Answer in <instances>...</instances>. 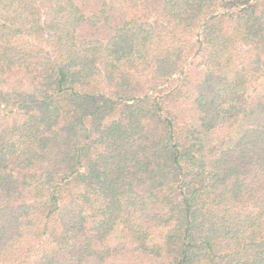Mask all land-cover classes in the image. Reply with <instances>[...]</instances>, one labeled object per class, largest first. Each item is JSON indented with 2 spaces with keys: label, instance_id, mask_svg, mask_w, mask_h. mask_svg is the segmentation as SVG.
<instances>
[{
  "label": "trees",
  "instance_id": "16d2710c",
  "mask_svg": "<svg viewBox=\"0 0 264 264\" xmlns=\"http://www.w3.org/2000/svg\"><path fill=\"white\" fill-rule=\"evenodd\" d=\"M0 264H264V0H0Z\"/></svg>",
  "mask_w": 264,
  "mask_h": 264
}]
</instances>
